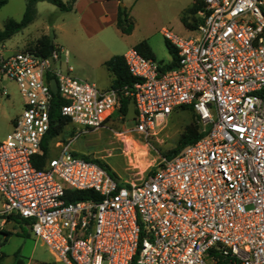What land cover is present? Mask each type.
<instances>
[{"label": "built area", "instance_id": "built-area-1", "mask_svg": "<svg viewBox=\"0 0 264 264\" xmlns=\"http://www.w3.org/2000/svg\"><path fill=\"white\" fill-rule=\"evenodd\" d=\"M198 1L203 21L188 35L161 29L177 65L162 69L129 47L123 58L134 81L122 88L58 67L62 47L43 56L0 46V79L15 82L23 99L0 142V215L28 219L65 264H264V0ZM50 78L77 133L105 126L128 95L132 131L144 138L182 105L203 136L133 182L75 154L70 141L36 168L50 127Z\"/></svg>", "mask_w": 264, "mask_h": 264}, {"label": "rangeland", "instance_id": "rangeland-1", "mask_svg": "<svg viewBox=\"0 0 264 264\" xmlns=\"http://www.w3.org/2000/svg\"><path fill=\"white\" fill-rule=\"evenodd\" d=\"M62 1L70 3V9H61L48 0H36L32 20L0 46L20 50L32 46L43 34L51 35L54 46L67 51V56L60 53L56 65L63 70L70 67L72 75L100 86L99 79L111 81L101 63L102 58L110 54H123L136 42L146 39L155 59L168 63L171 56L161 29L179 36L190 33L182 24L180 15L191 0H118L117 6L126 7L132 22L129 33L117 28L99 0ZM26 3L27 0H7L0 7V29L9 18L19 20ZM4 89L7 94L3 92ZM22 106L23 99L15 82L0 79V142L12 128L10 117L20 112ZM190 120V109L179 106L154 135L144 138L132 131L135 121L133 104L130 102L125 115L114 113L105 126L79 135L73 149L79 155L88 154L105 161L119 179L136 181L145 177L160 158L175 147L180 133ZM78 131L80 127L72 122L65 126L64 131L50 141V156L57 154V143L71 141ZM2 202L0 195V209ZM0 231H3L0 234V264H13L16 254L25 264H65L32 233L28 224L0 215ZM4 233H10L5 240Z\"/></svg>", "mask_w": 264, "mask_h": 264}, {"label": "trees", "instance_id": "trees-1", "mask_svg": "<svg viewBox=\"0 0 264 264\" xmlns=\"http://www.w3.org/2000/svg\"><path fill=\"white\" fill-rule=\"evenodd\" d=\"M7 0H0V7L6 3ZM36 0H27L25 10L23 12L22 17L19 20H15L13 18H9L3 25V28L0 29V43L5 41L15 32L19 31L22 27L27 25L33 18V5ZM49 2L56 4L61 9H70L71 5L68 2H63L62 0H48ZM203 11L202 3L198 0H193V2L183 9L180 15V20L185 28L191 30L195 28L200 22L203 21V16L201 14ZM117 28L123 33H129L132 29V22L130 20L127 9L123 5L117 6V19H116ZM165 46L171 56V59L168 63H164L162 69H171L174 68L178 63V55L176 49L173 45L165 38ZM54 47L53 38L51 35L43 34L38 37L35 43L32 46L27 48L34 50L40 55L48 56L51 53V48ZM133 47L144 57L155 59V55L147 42L146 39H142L136 42ZM156 60V59H155ZM161 63V62H160ZM105 68L112 75V83L111 86L115 88H122L124 85H131L134 81V78L129 73L123 54H113L108 59L103 62ZM132 102L130 96L122 95L120 96V107L115 112V114L125 115L128 110V105ZM66 103V100L60 97L59 93L52 94L51 103H50V127L47 133L44 135L41 141V150L39 153L34 155L33 164L36 168L42 169L45 166L46 159L50 156L49 152V143L50 141L57 137L60 133L64 131L65 126L71 123L70 119L62 115L60 112L61 106ZM186 105H182L180 107H185ZM191 111V120L184 126L183 131L180 133L177 144L175 147L167 151L163 156L166 158H172L175 156L184 146L194 142L198 138L202 137L203 134L199 131V123L197 121V117L190 106H187ZM134 109V108H133ZM147 145L146 143H144ZM148 147V146H147ZM75 154H77L75 152ZM79 155V154H77ZM79 156L83 157L86 160L93 161L97 163L101 168H103L109 176L112 178L118 179L117 173L103 160L99 158H94L88 154H80ZM155 169V168H154ZM150 170L149 172L153 171ZM128 182H133V180H128ZM77 196L75 198H85L89 193L88 191H76L72 192ZM4 217V216H3ZM5 218L14 221H22L28 225L30 222L28 219L19 217L17 215H6ZM3 234V231H0V234ZM10 233H4V240ZM2 243V239L0 236V244ZM13 264H25V262L15 255V259ZM31 264H45L44 262L39 263H31ZM213 264H231L227 259L219 257L215 263Z\"/></svg>", "mask_w": 264, "mask_h": 264}, {"label": "crops", "instance_id": "crops-1", "mask_svg": "<svg viewBox=\"0 0 264 264\" xmlns=\"http://www.w3.org/2000/svg\"><path fill=\"white\" fill-rule=\"evenodd\" d=\"M72 1H73V3H74L76 0H72ZM99 2L102 4V6H103V8H104V11L107 12L106 15L110 18V20L114 21L115 24H116V19H117V4H118V0H99ZM192 2H193V0H191L190 4H191ZM190 4H189V5H190ZM189 5H188V6H189ZM188 6H187V7H188ZM108 11H109L110 13H109ZM112 55H113V54H110L109 56H106L105 58H102L101 63H102L103 66H104L103 62H104L106 59H108L110 56H112ZM104 67H105V66H104ZM105 69H106V68H105ZM106 70H107V69H106ZM107 72H108V74H109L108 76L111 78V81H110V82H107L106 80H103V79H99V80H98V83H99L100 86H98L97 83H95V82H92V83H94L95 85H97L99 88H103V89L110 87V86H111V83H112V75L109 73L108 70H107ZM2 88H4V85H3ZM3 92H4L5 94H7L5 89L3 90ZM18 113H19V112L13 114V115L10 117V127H12V119H13Z\"/></svg>", "mask_w": 264, "mask_h": 264}, {"label": "bare ground", "instance_id": "bare-ground-1", "mask_svg": "<svg viewBox=\"0 0 264 264\" xmlns=\"http://www.w3.org/2000/svg\"><path fill=\"white\" fill-rule=\"evenodd\" d=\"M99 129V128H98ZM95 130V129H94ZM92 131V130H91ZM87 132H90V131H82L80 133H78L71 141H70V148L73 149V144L74 142L78 139L79 135L83 134V133H87ZM125 182H128V180H123Z\"/></svg>", "mask_w": 264, "mask_h": 264}, {"label": "water", "instance_id": "water-1", "mask_svg": "<svg viewBox=\"0 0 264 264\" xmlns=\"http://www.w3.org/2000/svg\"><path fill=\"white\" fill-rule=\"evenodd\" d=\"M51 61L53 62V60L51 59ZM49 85H50V89L53 93H55L56 91V81L54 78H50L49 79Z\"/></svg>", "mask_w": 264, "mask_h": 264}]
</instances>
